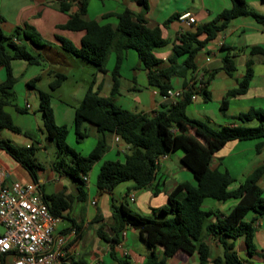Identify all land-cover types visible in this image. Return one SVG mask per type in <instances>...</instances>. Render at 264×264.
<instances>
[{
	"label": "trees",
	"instance_id": "obj_1",
	"mask_svg": "<svg viewBox=\"0 0 264 264\" xmlns=\"http://www.w3.org/2000/svg\"><path fill=\"white\" fill-rule=\"evenodd\" d=\"M87 0H59L56 3L60 12L68 13L73 4H78V11L70 14L67 22L58 26L63 30L84 32L78 48L63 38H58L61 49L77 58L92 64L99 72L106 73V61L111 53L115 55L111 71V96L118 93L119 69L124 53L133 50L142 64L148 84L158 89L161 96L172 90L171 79L183 77L196 70L195 57L216 35L224 31L229 23L239 17L250 16L256 22L264 24V15L249 10L244 0H230L231 6L217 14L205 25L196 26L193 31H186L177 38L166 65L154 54L155 49L162 48L167 41L162 38L159 26L149 27L144 15L147 12V0H131L141 7L139 13L129 9L116 14L115 27L110 24H98L94 20H84ZM264 2V0H261ZM175 18V16H174ZM3 18L0 17V22ZM22 36L24 40L36 47L43 46L39 36L30 27L16 28L14 34L5 37L0 29V68L6 73L0 84V132L9 131L22 134L35 141L31 133H22L16 127L4 107L10 104L12 88L16 82L10 63L12 60H24L35 64L39 59L31 55L25 46L15 45L13 38ZM250 54H259L264 59V51L259 47H251ZM222 70L230 75L235 67L225 57ZM214 74V71L211 75ZM252 78V62L246 63L243 77L235 89L229 90L219 109L225 110L228 100L244 94ZM65 80L63 74H55L48 84V92L39 91V112L43 118L45 139L54 143L55 157L52 168L73 180L84 183L82 176H87L92 166L102 157L107 149L105 137L115 135L128 146L124 162L105 161L98 172L95 186L99 192H112L118 185L131 182L136 190L146 189L157 195L159 190L154 184L157 166L154 160L162 155L180 150L182 165L190 171L196 184H178L167 196L166 205L153 209V217H144L128 207L113 206L110 227L113 235L99 232L104 242H112L109 255L116 264H130L126 258H118L114 246L120 243L119 234L125 228H133L149 237V244L162 250L163 258L158 259L151 252L145 264H165V258L172 257L177 251L188 255L196 253L200 264H243L234 250L233 243L227 239L242 238L248 255L256 252L253 244L254 227L244 217L248 212L264 215L263 190L257 181L264 172V165L256 169L241 185L230 189L235 179L227 172L213 169L212 150L188 134L193 129L209 143L225 144L233 141L262 140L264 143V110L249 109L237 116L238 121L245 123L257 121L254 127L241 125L222 126L212 129L204 122L190 119L186 115V107L191 102L194 91L192 87L182 90L181 98L175 103H162L153 116L145 113H132L114 105L110 99L103 98L88 87L74 112V130L79 139L86 137L79 131L81 123L86 122L95 127L101 135L94 148L83 156L66 144L68 129L65 125H56L50 105V92L56 90ZM207 84V80L204 82ZM207 98V97H206ZM172 129L178 132H173ZM261 144L257 146L260 150ZM37 147H15L8 140L0 139V151L5 152L18 163L29 175L32 182L37 183L35 169V152ZM41 197L50 214L62 218L73 203V198L65 192ZM236 200L235 205L226 214L205 210V200L224 202ZM213 216L214 222H209ZM217 238L223 248L222 256L209 260V248L206 238Z\"/></svg>",
	"mask_w": 264,
	"mask_h": 264
},
{
	"label": "crops",
	"instance_id": "obj_2",
	"mask_svg": "<svg viewBox=\"0 0 264 264\" xmlns=\"http://www.w3.org/2000/svg\"><path fill=\"white\" fill-rule=\"evenodd\" d=\"M244 1L250 11L258 15H264L263 1ZM86 2L85 14L82 19L94 20L98 24H110L113 27L117 23L116 14L121 13L125 9H129L133 13L141 11V7L131 0H87ZM38 3L45 5L47 1L0 0V17L11 29L20 28L28 12L38 9ZM147 5L148 9L144 15L147 25L149 27L159 26L162 38L167 41L164 47L154 51L160 55L158 58L162 60V65H166V59L171 53L172 46L177 44V38L182 33L193 31L196 26L207 24L221 11L230 8L231 2L230 0H147ZM51 7V9H45L49 10L47 12H52L56 15V20L51 27L64 32V36L61 38L68 40L74 47L78 48L84 32H72L58 28V26H62L67 22L70 14L78 11V4H73L68 13L60 12L57 3L51 4ZM184 13H189L193 17V24L187 25V23L178 20V17ZM14 40L24 46L20 38H13L12 41ZM24 42L32 52V55H36L39 62L28 64L24 60L11 61L10 66L13 77L16 80L15 84L21 82L24 85L23 97L25 100L21 109H14L16 112L12 110V99L10 104L4 107L13 124L22 133H31L32 135L40 133V138L45 139L43 118L39 112L38 92L46 91L37 88L38 83L41 82L45 75L48 78L47 87L52 80L51 77L55 74L60 73L65 76V80L61 85L50 92V105L54 122L59 125L67 123L65 125H73L74 127L75 108L79 105L88 87H91L92 91L97 92L100 97L108 98L117 107L132 113H145L153 116L160 109L162 103L169 104L171 102L170 99L163 98L157 88L148 84L146 72L133 50H128L124 53L119 69L118 93L115 96H111V71L115 57L113 53L107 59L105 65L106 73H101L92 64L90 65L88 62L64 52L60 46L62 51H56L51 46L36 47L26 40ZM251 47H259L264 51V24L256 22L250 16L236 18L229 23L224 31L218 33L212 41L198 52L195 57L196 70L192 73L193 77L191 73H187L183 77H173L171 79L172 90L182 91L188 87H193V84L197 85L200 81L203 84V87L197 90L195 89L196 86H194L195 98L186 107V115L190 119L198 120L205 124L211 123L208 106L209 104H214L219 112V114H214L213 116L214 120L219 123L218 128L234 125L254 127L258 124L257 121L242 123L237 119L240 113H244L249 109L264 110V59L259 54H250ZM225 57H228L235 67V70L230 75L222 70ZM249 60L252 62V78L247 91L242 95L230 98L226 109L221 111L219 107L222 99L229 90L238 86V82L245 73L246 63ZM46 63L49 64V67L43 66ZM77 68L81 71H86L88 76L86 75L87 84L82 94L73 93L71 96L68 95L70 99L75 101L76 106H68L66 102L62 101L63 98H60L58 103L53 105V94L59 92L68 78L65 71L67 69L72 71ZM213 71L214 74L211 75ZM5 78V70L0 68V84ZM206 80L207 84H204ZM15 84L12 88V93ZM28 99L33 100V105L37 104V111L34 110V106H29L26 101ZM26 105L29 108H26ZM80 129H83L82 133H85L86 137L92 135L95 143L101 137L95 127L86 122L81 123L79 131ZM175 132L178 131L175 130ZM4 133L6 135H3ZM187 133L212 150L211 167L213 169L227 171L235 179L230 186L232 190L241 185L256 169L264 165V143L260 139L233 141L220 145L207 142L202 134L193 129H188ZM9 134L14 133L6 130L1 131L0 139L13 142ZM115 137L117 136L107 135L105 137L107 149L92 166L93 168L99 166L101 160L112 159V157H119V155H124L125 157L128 153V146L120 139L115 141ZM27 139L30 142H24L21 147L32 145L33 140ZM259 144L262 146L257 151ZM36 145L37 148L40 147L39 144ZM181 157L182 152L178 150L169 153L158 164L154 184L157 187L162 186V188L157 195H153L146 189L136 190L131 182L118 185L110 193L99 192L95 183L93 184L92 172H89L86 181L81 183L54 171L52 163L50 165V173H45L39 165L35 169V173L37 184L43 194H45L44 184L53 182L54 192L45 195L65 192L73 198L71 208L63 213L62 218H59L60 222L56 229L58 235L65 236L67 239L64 248L66 252L65 264H116L109 255L112 242H104L99 237V232L107 233L110 237L113 235L110 230L113 225V206H125L123 199L127 198L129 200V197L133 196L134 200L129 201L139 204L137 207L138 211H141L142 207H144L147 211L152 212L153 209H159L166 205L168 194L178 184L188 183L195 185L196 182L192 174L182 165ZM0 167L5 172V181L7 183L18 182L25 184L32 182L27 172L3 151H0ZM257 184L264 191V172L259 177ZM82 202H86V207H84ZM235 203L236 200L233 199L224 202L205 200L203 208L226 214ZM99 204L101 208L98 207ZM89 206H92L94 211L88 210ZM244 220L252 222L254 227L253 244L256 252L248 255L242 238L236 240L227 239V241L233 243L237 255L243 253L251 260L243 261V264H264V215H257L250 211L244 217ZM208 221L214 222L215 218L211 216ZM118 238L120 243L114 246L115 256L126 258L130 264H145L151 252H154L158 259L163 258L162 250L158 246L150 245L149 237L145 233H139L133 228H125ZM206 244L209 248V260L222 256L223 248L217 238L208 236ZM165 264L200 263L196 253L188 255L177 251L172 257L165 258Z\"/></svg>",
	"mask_w": 264,
	"mask_h": 264
},
{
	"label": "built area",
	"instance_id": "obj_3",
	"mask_svg": "<svg viewBox=\"0 0 264 264\" xmlns=\"http://www.w3.org/2000/svg\"><path fill=\"white\" fill-rule=\"evenodd\" d=\"M178 20L187 25L194 23L189 13L181 14ZM13 43L19 45L16 40ZM194 86L197 90L203 84L201 81L193 84L192 90H195ZM181 94V90H169L163 98L175 103ZM114 140L118 141L119 137ZM166 156L156 158L155 165L158 166ZM81 178L86 181L87 176ZM129 200L133 201L134 197L130 196ZM59 222L60 219L52 216L44 204L37 183H7L0 167V264H65L67 239L56 233Z\"/></svg>",
	"mask_w": 264,
	"mask_h": 264
},
{
	"label": "rangeland",
	"instance_id": "obj_4",
	"mask_svg": "<svg viewBox=\"0 0 264 264\" xmlns=\"http://www.w3.org/2000/svg\"><path fill=\"white\" fill-rule=\"evenodd\" d=\"M47 3L45 5H40V3H38V9L36 11H29L28 15L23 19V25L20 28H24V27H30L32 28V30H34V32L39 36L41 42L43 43L42 45H46V46H51L54 50L56 51H62L60 49V42L58 38H61L62 36H64V32L57 30L53 27H51L55 20H56V15L52 12H47L49 10H45V9H51V4H55L56 2L53 1H49L46 0ZM59 15V14H58ZM57 15V16H58ZM0 29L3 33V35L5 37L11 36L14 34V31L16 28L11 29L10 26L8 24L5 23V21H1L0 22ZM18 38H20L23 41V45L26 47L25 49L32 55V52L29 50L27 44L24 42V38L20 35ZM58 45V46H57ZM165 50V49H162ZM160 50V51H162ZM155 56L158 58L160 57V55L156 52H154ZM34 55V54H33ZM34 57H36V55H34ZM42 63V62H41ZM107 63V61H106ZM91 65V64H90ZM43 66L45 67H49V64H43ZM92 67V66H91ZM66 75H68L67 80L65 81V83H63L62 88L59 90V92H55L53 94V105H56L59 101L60 98H63L62 101L66 102V104H68V106L72 107V106H76V103L73 99H70L68 97V95H72L73 93L75 94H79L85 90L86 88V75L88 76V73L86 71H81L78 68L75 70L70 71L69 69H67L66 71ZM51 79H53V77H51ZM47 82H48V78L47 75L44 76V78L41 80L40 83H38L37 88L42 89L44 91H48V87H47ZM13 98H12V110L14 109H21L22 105L24 104V85L20 82L15 84V87L13 89ZM73 98V97H72ZM27 103L29 104V106H34V110L37 111L38 106L33 105V100L28 99L26 100ZM209 108V115L211 116V123L207 124L210 128L212 129H218V125L219 123L217 121L214 120V114H219L218 112V108L216 105L214 104H209L208 106ZM15 111V110H14ZM16 112V111H15ZM56 124V123H55ZM67 123H62L61 125H65ZM56 125H59L58 123ZM68 129V135L66 137V144L72 148L74 151H76L77 153L86 156L90 153V151L94 148L95 146V141L92 137V135L89 137L82 139H79L75 133L74 127L73 125H65ZM83 129H80V131L82 132ZM88 132V131H87ZM6 133V132H5ZM3 135H6V134ZM9 137H12L13 142H10L13 146L15 147H21V145L24 144V142H30L27 138H25L24 135L20 134V135H15V134H9ZM35 137V141H33L32 145L35 146V144H39L40 147H38L37 151L35 152V163L37 166H41V168L45 171V173H50V165L54 160L55 157V145L53 142L46 140V139H42L40 138V133H36L34 135ZM124 155H119V157H112V159H104L101 160L100 165L96 166L95 168H91L90 172L93 173V184L96 181L99 169L101 167V165L104 163V161L108 160V161H119V162H124ZM44 193L45 194H50L54 192V188H53V182H47L46 184H44ZM162 186L158 187L159 192L161 191ZM151 192V191H150ZM158 192V193H159ZM152 193V192H151ZM262 196L264 197V191L262 193ZM211 202H213L212 200H209ZM123 202L125 204V206H127L130 210L137 212L138 214H140L141 216L144 217H153L154 215L152 214L151 211H147L146 209H144V207H142L141 211L137 210V203L136 202H130L127 198L123 199ZM84 207H86V202H82ZM99 208H101V205H98ZM88 210L94 211V208L92 206H89V208H87ZM0 231H2V229H0ZM239 259L243 262L246 261H251L245 254L243 253H239L238 254ZM247 264V263H245Z\"/></svg>",
	"mask_w": 264,
	"mask_h": 264
},
{
	"label": "water",
	"instance_id": "obj_5",
	"mask_svg": "<svg viewBox=\"0 0 264 264\" xmlns=\"http://www.w3.org/2000/svg\"><path fill=\"white\" fill-rule=\"evenodd\" d=\"M37 145L35 144V146L34 147H36Z\"/></svg>",
	"mask_w": 264,
	"mask_h": 264
}]
</instances>
